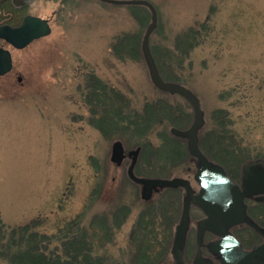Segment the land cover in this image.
Masks as SVG:
<instances>
[{
  "label": "rangeland",
  "instance_id": "1",
  "mask_svg": "<svg viewBox=\"0 0 264 264\" xmlns=\"http://www.w3.org/2000/svg\"><path fill=\"white\" fill-rule=\"evenodd\" d=\"M147 1L158 14L150 38L155 54L159 49L176 52V40L182 36L193 40L190 51L183 47L168 60L180 79L176 82L199 97L205 118L201 132L226 113L236 141L250 150L248 160H264V0ZM26 14L50 19L52 31L23 49L4 45L11 50L13 68L0 76L2 220L12 227L36 222V230L47 236L88 231L96 237V252L122 264L135 221L151 199L159 198L157 193L149 200L142 198V186L127 175L132 160L128 153L141 148L135 166L139 176L180 177L198 189L196 160L188 152L186 138L179 137L180 152H173L174 146L166 142L169 135L178 137L172 128H189L192 107L151 82L141 47L151 22L149 8L99 0H36L21 15L9 17L1 9L0 20L18 24ZM191 31H197L196 37L190 36ZM124 35L140 36L139 53L120 49ZM90 85L122 92L132 108L161 100L170 109L163 124L152 123L143 136L128 125L102 131L95 124L99 114L94 111L99 108L88 103ZM115 141L125 149L120 166L111 160ZM143 143L151 147L143 151ZM241 166L233 174L235 180ZM176 193L175 226L184 192ZM171 195L164 204L168 208ZM200 218L202 212L193 207L185 250L188 262L196 251ZM93 222L97 228L98 222L111 225L107 238L92 234ZM175 226L153 233L156 246L161 248L167 236H174ZM100 242L105 247L99 248ZM171 263L169 257L165 264Z\"/></svg>",
  "mask_w": 264,
  "mask_h": 264
},
{
  "label": "trees",
  "instance_id": "2",
  "mask_svg": "<svg viewBox=\"0 0 264 264\" xmlns=\"http://www.w3.org/2000/svg\"><path fill=\"white\" fill-rule=\"evenodd\" d=\"M35 3L36 0H30L24 9L26 10L30 4L34 5ZM1 9L6 13L11 12L12 15L24 12V9L14 5L10 1L1 4ZM2 21L5 22V20ZM196 33L195 31H191L192 35L190 36L196 37ZM130 40H132V43H130ZM139 40L140 36L138 35L121 36L119 43L123 46L120 49L125 48L126 50H133L139 53L137 51L139 47L136 44L137 42L139 43ZM188 40L184 39L183 36L181 39L178 38L175 46L176 52L174 53L170 51L165 53L161 49L156 54L152 51L160 73L166 80L180 81V79L176 78V73L172 66H170L171 62H169L168 57L169 59L174 58V54L180 51V49L182 50L183 47L186 49L185 52H187V49L190 51L193 47V40L190 42ZM89 90L88 97L90 101L88 103L93 104L95 108H99L94 111L95 114H99L98 121H95V124L99 129L106 132L114 128H129L128 126H131L140 136H143L152 123H155L154 125L156 126L158 123L163 124V119L167 117V111L170 109L161 100L151 102V104L146 103L142 109H138V107L132 108L131 102L125 94L116 91L114 88L112 89L108 85L101 88L98 85H90ZM226 118V113L220 117L217 115L216 119H218V122L213 123L209 129L207 126L201 132L200 148L211 160L222 164L233 178V174L237 171L238 167L251 158V153L248 148H243L242 142L236 141V134L229 128ZM169 136L166 142L168 145L174 146L172 151L180 152L183 149L182 140L173 135ZM144 144L143 151L151 147L148 144ZM150 144L153 145L151 142ZM168 145H166V148ZM154 146V148L157 147L156 145ZM164 150L167 151L165 148ZM145 153L141 157L145 158ZM166 153H170V150ZM177 191L176 189H166L158 193L159 198L151 199L150 203L145 206L134 223L129 243L121 255L122 264H165L168 258L171 257L173 237L170 236L172 234L166 237L168 244L166 242L161 248L156 246L152 235L154 232L158 233L162 228L170 229V227L175 226L176 221L173 220V217L179 213V205H175L176 202H173V197L177 195ZM170 194H173L171 195L172 207L168 208L164 204L167 203L165 200L166 198H170ZM249 211L257 223L261 227H264V204L252 202ZM124 215L127 216L128 214L124 213ZM94 224L96 223L93 222ZM32 225L8 226L3 222L0 214L1 262L6 264H119L120 262H115L111 257L96 252L93 240L96 237L89 236L88 231H76L78 233L75 234L74 230L63 237H59L57 234L47 236L36 230V226L38 225L36 222H33ZM94 226L91 228L93 235L100 234L105 239L110 234L109 227L111 225L98 222L99 227ZM248 231L249 228L246 225L234 229L235 235L242 241L245 247L249 243L250 245L255 244L254 239L258 238L256 234H250ZM52 245H54L53 248ZM103 247H105V242L103 244L100 242L99 248Z\"/></svg>",
  "mask_w": 264,
  "mask_h": 264
},
{
  "label": "water",
  "instance_id": "3",
  "mask_svg": "<svg viewBox=\"0 0 264 264\" xmlns=\"http://www.w3.org/2000/svg\"><path fill=\"white\" fill-rule=\"evenodd\" d=\"M7 0H0V4ZM116 5H144L151 12V22L148 24L142 38V52L148 68L151 82L163 92L178 94L188 101L193 109V121L186 130L172 128L176 136L187 138L189 153L197 160L195 180L200 190L195 192L190 181L183 178L138 177L134 167L141 148L128 153L132 158L128 168V176L134 182L143 186L142 196L149 199L154 191L164 188L185 189L183 210L175 228L172 244L171 264H188L185 260V247L190 227V211L194 204L205 214L199 221L196 235V252L190 264H215L213 260L203 256L202 247L205 246L204 236L210 231L217 240L207 243L208 250L217 255L221 264H264V228H261L248 214L246 199H256L264 203V160H249L240 170L239 182L231 179L225 168L207 158L199 147V133L205 125L204 111L200 100L188 87L173 81L163 79L150 48V37L158 25V14L155 6L147 0H99ZM48 19L34 15H26L19 26L1 25L0 39L17 49H23L34 40L51 34ZM13 68L11 51L0 47V75H5ZM126 158L125 149L121 141L112 145L111 160L120 166ZM248 224L263 237L262 243L251 250L244 249L240 240L235 237L231 229L237 225Z\"/></svg>",
  "mask_w": 264,
  "mask_h": 264
},
{
  "label": "flooded vegetation",
  "instance_id": "4",
  "mask_svg": "<svg viewBox=\"0 0 264 264\" xmlns=\"http://www.w3.org/2000/svg\"><path fill=\"white\" fill-rule=\"evenodd\" d=\"M7 1H10L11 3H13L14 5H16V6H19L20 8H22V9H24L25 7H26V5H27V3H26V0H7ZM5 3V2H4ZM8 14L6 15V16H11L12 14H11V12H7ZM17 15H21V13H18ZM13 16H15V15H12L11 17H13ZM22 20H23V18H22ZM22 20L20 21V23L22 22ZM13 21V20H12ZM11 20H6L5 22H3L2 20H0V25H2V24H10V25H13V26H17V25H19L20 23H18V24H14L13 22H12ZM0 41L1 42H3L4 44L2 45L3 47H5L4 45H6L7 43H5L3 40H1L0 39ZM196 185H197V187H198V189H196L195 188V190H197V191H199V185H198V183H196ZM178 189H182V188H178ZM182 191L184 192V190L182 189ZM246 202H247V204H248V207L250 208V205H251V203L252 202H255V203H261V202H257L256 201V199H247L246 200ZM182 207H183V205H182ZM193 207H196V208H198L197 206H192V208ZM248 208V209H249ZM199 209V208H198ZM202 212V211H201ZM204 217V214H203V212H202V218ZM253 217V216H252ZM202 218H200V220L202 219ZM254 219V218H253ZM199 220V221H200ZM255 220V219H254ZM191 221H192V209H191ZM198 221V222H199ZM256 221V220H255ZM198 222H197V224H198ZM257 222V221H256ZM248 228H249V231L248 232H250V234H252V233H254V234H256L257 236H258V242H256L255 244H253L252 246H250L249 248H247V249H251V248H253V246H255L256 244H259V243H261L262 242V240H263V238L261 237V235L259 234V233H257L251 226H247ZM215 239H217V237L216 236H214L213 234H211L210 232H207L206 234H205V243H208L209 241H211V240H215ZM203 256L205 257V258H208V259H211V260H213V262L215 263V264H221V262H220V260H219V258H218V256L217 255H214V254H212L209 250H208V248L205 246V247H203Z\"/></svg>",
  "mask_w": 264,
  "mask_h": 264
}]
</instances>
